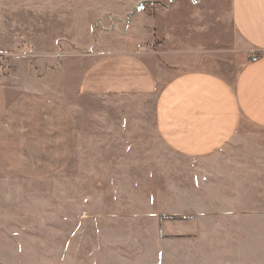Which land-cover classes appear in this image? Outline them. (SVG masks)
Returning <instances> with one entry per match:
<instances>
[{"label": "rangeland", "instance_id": "1", "mask_svg": "<svg viewBox=\"0 0 264 264\" xmlns=\"http://www.w3.org/2000/svg\"><path fill=\"white\" fill-rule=\"evenodd\" d=\"M131 51L155 58L157 91L183 71L227 76L253 54L230 0H0V264H91L79 227L91 214L201 207V192L216 202L201 163L155 134L144 66L116 55ZM168 217L165 264L216 258V228Z\"/></svg>", "mask_w": 264, "mask_h": 264}, {"label": "crops", "instance_id": "2", "mask_svg": "<svg viewBox=\"0 0 264 264\" xmlns=\"http://www.w3.org/2000/svg\"><path fill=\"white\" fill-rule=\"evenodd\" d=\"M230 23L259 58L251 62L252 54L241 60L227 76L183 71L157 91L161 69L153 56L114 53L143 64L146 74L138 81L146 86V96L155 94V134L175 155L201 163L203 186L216 181V202L207 203L212 193L201 192V207L152 205L141 214H91L79 222L90 230L82 240L92 244L91 264H165V245L177 233L170 215L201 217L216 228L217 256L205 264L214 259L215 264H264V0H230ZM147 225L154 235L147 237Z\"/></svg>", "mask_w": 264, "mask_h": 264}, {"label": "built area", "instance_id": "3", "mask_svg": "<svg viewBox=\"0 0 264 264\" xmlns=\"http://www.w3.org/2000/svg\"><path fill=\"white\" fill-rule=\"evenodd\" d=\"M148 46H149V48H154V45H153V44L148 45ZM258 58H259V55H256V54L254 55V54H253V55L251 56V59H250V60H251V62H255Z\"/></svg>", "mask_w": 264, "mask_h": 264}]
</instances>
